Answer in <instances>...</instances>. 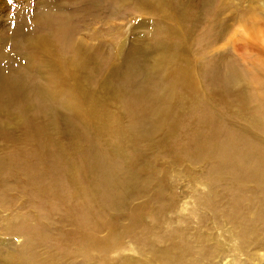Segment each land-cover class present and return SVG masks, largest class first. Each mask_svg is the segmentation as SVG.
Listing matches in <instances>:
<instances>
[{"label":"bare ground","instance_id":"obj_1","mask_svg":"<svg viewBox=\"0 0 264 264\" xmlns=\"http://www.w3.org/2000/svg\"><path fill=\"white\" fill-rule=\"evenodd\" d=\"M32 1L9 18L8 28L0 29V143H14L5 133L4 119L28 126L25 141L30 149L20 156L39 193L59 192L74 185L80 192L100 196V208L122 210L140 175L148 169L150 151L165 150L172 159L190 154L197 133L180 136L178 132L190 131L192 125H199L201 132L210 128L214 139L208 150L214 163L212 176L235 182L255 164L256 181L264 187V151L215 125L212 105L199 86L193 54L180 33L182 28L192 36L189 14L194 16L195 4L189 6L186 0ZM133 13L149 17L141 22L144 28H151L140 39L145 51L142 48L138 54L144 58L130 56L128 50L123 64L117 66L114 62L118 51L125 52L124 46L121 40L108 37L123 33L113 25L114 19H129ZM98 25L102 27L94 28ZM83 32L88 33L87 40ZM107 49L116 50L117 56L107 54ZM149 54L155 55L152 66ZM107 71L117 84L112 87L107 77L96 89V79ZM202 71L212 101L222 106L239 103V79L229 78L222 84L211 66L204 64ZM141 78L144 83L139 85ZM108 98L121 100L129 114L127 124L108 117L112 116ZM106 117L128 127L133 138L160 137L122 167L124 153L114 142L104 144L101 140L106 132L122 130ZM60 132L68 135L66 147L53 140ZM6 165L1 159L0 172H7ZM13 177L9 172L1 183ZM209 184L214 187V179ZM225 187L231 191L229 183ZM95 215L98 224L102 217L98 212ZM230 218L234 227L235 211ZM107 242L113 247L117 244L113 236ZM236 250L239 246L232 249ZM181 252L169 248L154 259H161L160 264H192L184 255L176 256ZM213 254L222 256L219 249Z\"/></svg>","mask_w":264,"mask_h":264},{"label":"rangeland","instance_id":"obj_2","mask_svg":"<svg viewBox=\"0 0 264 264\" xmlns=\"http://www.w3.org/2000/svg\"><path fill=\"white\" fill-rule=\"evenodd\" d=\"M2 1L0 29L9 27L7 21L23 5L34 2ZM186 1L189 6L195 4L194 16L189 14L193 33L187 36L182 28L180 33L193 54L204 98L212 105L213 123L264 151V0ZM144 19L149 17L134 13L129 19H114L113 25L123 33L108 38L121 40L125 47V52L118 51L120 57L116 50H106L117 56L114 65L123 64L128 50L130 56L144 58L138 54L142 48L145 51L141 35L151 32L143 27ZM85 33L82 37L87 40ZM154 56L148 55L151 66ZM143 64L149 65L145 59ZM204 64L213 68L222 84L229 78L241 81L238 104L222 106L209 98L202 76ZM109 74H100L96 89L107 77L112 87L117 84ZM143 83L141 78L139 85ZM108 104L113 116L108 117L127 124L129 114L121 100L108 98ZM115 121L122 130L106 132L101 140L104 144L114 142L124 153L122 167L160 137L133 138L128 127ZM3 124L14 143H0V160L7 161L3 168L8 169L0 172V264H160L161 259L154 258L173 247L182 251L176 256L184 255L192 264H264V187L256 181L255 164L235 182L212 176L214 163L208 150L214 139L209 126L202 132L199 125L178 132L180 136L197 133L188 156L172 159L165 150L150 151L148 169L140 175L125 207L116 212L112 207L100 208V196L80 192L74 185L59 192L39 193L20 156L30 149L25 141L28 126L8 118ZM53 140L68 146L64 133ZM120 171L118 175H122ZM9 172L14 177L1 183ZM210 179H214V187ZM228 183L231 191L225 187ZM231 211L237 215L234 227ZM96 212L102 217L98 224ZM110 236L117 240L115 247L107 242ZM237 246L239 250L232 251ZM216 249L221 257L214 256Z\"/></svg>","mask_w":264,"mask_h":264}]
</instances>
